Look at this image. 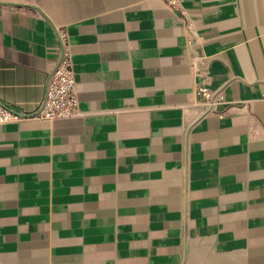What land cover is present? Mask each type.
Here are the masks:
<instances>
[{"label":"crops","instance_id":"0c3cea01","mask_svg":"<svg viewBox=\"0 0 264 264\" xmlns=\"http://www.w3.org/2000/svg\"><path fill=\"white\" fill-rule=\"evenodd\" d=\"M58 29L78 112L0 124V264H264V0H0V103L36 112Z\"/></svg>","mask_w":264,"mask_h":264},{"label":"built area","instance_id":"2783aa9c","mask_svg":"<svg viewBox=\"0 0 264 264\" xmlns=\"http://www.w3.org/2000/svg\"><path fill=\"white\" fill-rule=\"evenodd\" d=\"M175 6L176 0H168ZM60 41L59 59L55 69L50 73L46 87V96L40 102L35 113L22 114L0 103V124L20 121L27 117H39L45 120L65 119L74 117L78 112V97L73 68L69 37L65 30H57ZM199 98L201 115L216 114L224 116L218 111V105L225 101L220 88L213 89L206 83L200 82L196 88Z\"/></svg>","mask_w":264,"mask_h":264}]
</instances>
